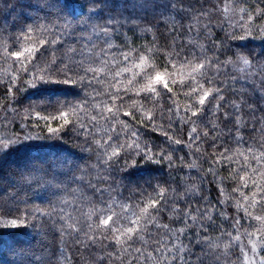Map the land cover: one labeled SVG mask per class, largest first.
Listing matches in <instances>:
<instances>
[{
    "label": "trees",
    "instance_id": "1",
    "mask_svg": "<svg viewBox=\"0 0 264 264\" xmlns=\"http://www.w3.org/2000/svg\"><path fill=\"white\" fill-rule=\"evenodd\" d=\"M63 2L64 0H59V3ZM45 3L49 7H43ZM59 3L57 0H0V140L15 139L17 136L25 135H40L47 138L49 136L47 127H58L63 121L56 119L46 123L43 119H37L35 112L39 111L41 116H56L54 105L57 99L76 103L85 99V92L88 93L89 99L92 97V89L81 91L75 86L53 84L44 85L38 91L30 90L29 94L15 92L18 103L11 99L10 81L17 74L16 69L20 66L13 63L12 58L4 56L3 45L11 47L10 37L20 35L21 29L28 24L39 25L46 22V17L55 20V16L48 17V13L59 11ZM75 3L82 4L84 19L91 15L90 23H102L110 16L114 18L116 30L109 41L114 47L109 55L120 57L123 52H129L134 57L127 65L121 64L120 67H130L135 64L140 54L148 53L155 45L157 47L148 60L152 73L164 72L167 68L173 73L172 79L179 81L182 76L185 77L184 85L179 82L175 85L170 83L172 93L165 92L161 98L155 100L151 96L145 99L143 93L137 94L138 88L145 83V80L139 76L135 77L136 83L127 93L123 91L120 93L123 101L118 118L128 123L131 131L138 133L141 144L147 143L157 151L164 149L172 153L173 166L169 167L166 161L161 164L138 166L130 170L128 180L123 183L119 176L114 177L115 183L111 186L101 185L105 188L111 187V191L105 194L102 204L98 203V198L93 197L90 190L85 189L90 203H84L83 210L87 212L97 208L105 209L113 198L118 205L134 204L142 198L141 195H137L138 192H142L143 197L155 196L153 188H156L158 192L159 187H163L166 189L163 199L168 205V211L160 213V223L170 225L173 223L168 219L173 203L179 204L181 208H188L191 205L194 215L196 207L201 209L207 207L211 209L212 221L206 222L208 228L206 235L210 239V244L203 249L208 253L204 264H243L240 242L232 243L228 233L232 236L237 234V231L233 230V225L238 218L241 222L239 232L264 233V222L254 219L256 216L264 217V206L246 205L247 211L252 214V219L246 217L243 207L238 210L237 202L241 205H245L246 202L239 191L233 192L240 182L239 177L236 176L234 179L232 174L238 168V163L243 161V157L236 155L238 152L247 153L251 147L258 156L261 151H264V112L260 111V108L264 107V83H262L264 81V56L257 57L254 66L245 71H241L244 66L239 62L221 68L222 74L220 75L209 70L199 82L204 84L205 89L221 87L224 100L209 99L206 101L204 111L198 117L193 118L195 123L185 125L177 118L176 109L179 108L180 116L184 115L185 107L197 98L196 96L188 97L186 93L196 84L187 79V70L181 71L179 65L176 69H172L168 63L167 52L172 51L169 45L176 36L183 41L189 39L195 41L198 52H203L207 57H218L221 62L229 57L235 61L234 54L237 52H243L245 55L249 50L254 54L260 52L264 41L256 39L248 44V49H239L236 45L241 42L231 40L230 34L237 36L241 34L238 28L233 27L242 15L240 8H247L249 12L255 13L257 10H264V0H236L232 10L226 14L218 11V8L222 7L219 0H196L195 7L199 9L203 5V10L209 12V15L200 20L199 27L191 36L182 35L178 31L180 16L175 10L158 6L164 5L166 0H102V2L101 0H75ZM96 3L100 6L94 8ZM214 5L217 7L214 8ZM90 9H93L97 15H92ZM75 11L77 18H80V9L76 8ZM244 18L247 19V14H244ZM253 23L257 27L264 25V14L254 16ZM174 25L177 31H172L170 35L169 32ZM216 45H220L219 50ZM20 47L21 45L18 44L11 50L17 51ZM38 55L37 63L39 64L50 60L52 52L49 49ZM56 55L59 56L60 53L57 52ZM112 71L115 72L116 69L113 68ZM134 71H140V69H134ZM30 75L31 71L28 75H22L19 88H26L25 82ZM234 77L237 78L234 79ZM132 78L131 72L126 73L121 77L123 85H127L128 80ZM209 79L214 81L212 85L204 83ZM110 83L109 77L103 85L96 86L102 94L101 99L107 98L103 93ZM218 102L222 105L219 110L216 108ZM33 103L40 107L33 109L29 117L26 109L29 104ZM91 103H96V101L91 100ZM232 104H240L242 107L238 112H233L230 107ZM250 104L257 109L254 113L249 111ZM194 107L199 108L200 106L196 104ZM170 108L173 109L171 113ZM150 109L154 113L155 120L152 122L144 120L141 123L143 115ZM125 111L131 112L132 115L124 116ZM225 111L229 112L232 120L224 119ZM236 116H239L242 121L239 130L235 126ZM170 123L172 127L169 129ZM108 127L109 125L100 121L97 125L96 139H99ZM192 127H196L198 134L202 137L198 144L188 137V132ZM206 130L209 131V136L203 137L202 134ZM165 131H168L173 140L180 139L182 144L176 145L169 141L163 134ZM59 136V139L24 141L23 143L34 145L27 151H0V208L18 206L23 210L32 203H40V200L54 189L47 186L38 188L35 180L38 179L41 183L45 181L58 183L66 180L65 173L72 161L79 164L81 168H84L85 163L89 165L97 163V154L91 136L88 137V144H86L85 135L83 133L78 135L72 127L63 129ZM213 138H215L214 141ZM125 139L126 137L121 133L120 142ZM189 144H192V147H189ZM225 149L231 150L228 154L233 155L234 159L215 163ZM249 159L252 160L251 168L258 171L249 173L251 179L248 188H243V185L240 187L245 195L251 197L255 191L254 182L264 185V162L257 164L252 157ZM41 168L42 171L36 170ZM75 174L80 175L81 173L76 172ZM96 174L95 169L86 174L85 182ZM146 181H149L152 187H149ZM72 187H77V185H72ZM134 211L138 212L139 208ZM112 212L123 215L121 207L112 209ZM101 214L106 217L112 213L106 210L103 213H97L94 217L95 223H99ZM175 226L183 227V219L181 218ZM197 230L198 225H193L192 231ZM96 235L99 236V233ZM80 239L82 241L80 245L74 244L67 237L65 241H61L59 233L49 231L47 227L43 231L39 228L5 230V234L0 237V248L3 251L0 264H60L62 249H66L64 256L70 258L65 260L64 264H121V260L109 255H119L122 250L121 246L113 242L112 246L108 247V241H98L93 244L85 239L83 233ZM241 242L247 244L248 238L242 236ZM184 243H188L187 238L184 239ZM213 245H218V247H213ZM225 245L229 247L225 248ZM140 246L139 242L133 245V247ZM10 248L14 251H10ZM195 251L200 254L201 248L196 247ZM21 254H23V259ZM260 255L264 256V252H260ZM123 264H127L126 254Z\"/></svg>",
    "mask_w": 264,
    "mask_h": 264
},
{
    "label": "snow or ice",
    "instance_id": "2",
    "mask_svg": "<svg viewBox=\"0 0 264 264\" xmlns=\"http://www.w3.org/2000/svg\"><path fill=\"white\" fill-rule=\"evenodd\" d=\"M57 2L59 3V0ZM235 2L236 0H219L222 7L218 8V11L228 13L232 10ZM195 3L196 0H166L164 5L158 6L175 10L176 14L180 16L178 31L182 35L191 36L194 30L199 27L200 20L209 15V12L203 10V5L197 9ZM99 6V3L94 4V8ZM43 7H49V5L45 3ZM213 7L216 8L217 6L214 5ZM76 8L80 9V18H77ZM89 11L92 15H97L93 9ZM239 11L242 15L233 27L238 28L241 34L238 36L230 34V38L233 41L241 42L236 45L237 48L248 49V44L252 41L256 39L264 41V25L257 27L253 23L254 16L264 14V10H257L252 13L247 8H240ZM244 14H247V19L244 18ZM53 15L55 20L46 17V22L39 25L28 24L21 29L20 35L11 36V47L3 45L4 56L12 58L13 63L20 66L16 69L17 74L10 81L9 93H12L11 99L13 102L18 103L15 92L29 94L30 90L38 91L44 85L53 84L75 86L81 91L92 89V97L89 99L88 93L85 92V99L76 103L57 99L54 105L57 112L56 116H41L39 111L35 112V117L43 119L46 123L49 120L56 119L63 121L58 127H47L49 133L47 138L40 135H25L23 137L17 136L15 139L0 140V151H27L34 145L23 143L24 141L59 139V134L63 129L72 127L78 135L80 133L85 135L86 144H88V137H92V143L95 145L97 154V163L95 165L85 163L84 168H81L79 164L72 161L65 173L66 180L58 183L52 181L41 183L36 179L35 182L38 188L47 186L54 190L48 192L46 197L40 200V203H32L23 210L18 206L0 208V237L5 234V230L39 228L43 231L47 227L49 231L59 233L61 241H65V237H67L76 245L82 243L81 233L84 234L85 239L93 244L98 241H108L107 246L111 247L114 242L116 245L121 246L122 250L119 255H109L121 260V264H123L125 254L127 264H204L208 253L203 249L210 244V239L206 235L208 231L206 222L212 221L211 209L207 207L203 209L196 207L194 215L191 205L188 208H181L179 204L173 203L170 209L171 214L168 217L173 223L171 225L160 223V213L168 211V205L163 199L166 189L159 187L158 192L156 188H153V192L156 193L155 196L143 197L142 192H138L137 195H141L142 198L134 204L118 205L113 198L105 209L97 208L85 212L82 208L84 203H90L88 196L85 194V189L90 190L93 197L98 198V203L102 204L104 203L105 194L111 191V187L105 188L101 185L108 184L111 186L115 183L114 177L119 176L121 183H123V181L128 180L130 170L138 166L161 164L165 161L169 164V167L173 166L172 153L166 152L164 149L157 151L147 143L141 144L138 133L131 131L128 123L118 118L123 101V96L120 93L122 91L127 93L132 85L136 83L135 77L139 76L145 80V83L138 88L137 94L143 93L145 99L151 96L155 100L161 98L165 92L172 93L173 89L170 87V83L175 85L179 82L184 85L185 77L182 76L179 81L172 79L173 73L169 72L167 68L164 72L156 71L154 74L152 73L148 60L151 58L155 47H157L155 45L148 53L140 54L135 64L130 67H120L121 64L127 65L134 57L129 52H123L120 57L109 55L114 47L109 41L112 39V33L116 30V23L111 16L104 19L102 23H90L91 15L84 19L83 6L82 4L77 5L75 0H64L63 3H59V11L48 13V17ZM172 31H177L175 25L170 30V35ZM18 44L21 45L20 49L12 51L11 48L16 47ZM169 47L172 51L167 52V59L172 69H176L179 65L181 71L187 70V79L196 84L186 93L188 97L196 96V100L185 107L183 116L179 115V108L176 109L177 118L185 125L195 123L193 118L198 117L204 111L206 101L209 99L224 100V96L221 95V87L216 86L205 89L204 84L199 82L208 74L209 70L220 75L222 74L221 68L239 62L244 66L241 71H245L247 68L254 66L257 57L264 56V46H262L258 53L254 54L251 50L248 51L247 55L243 52H237L234 54L235 61L229 57L221 62L218 57H207L203 52H198L195 41L191 39L183 41L179 36L173 38ZM216 48L219 50L220 45H216ZM49 49L52 52L51 59L38 64V54ZM57 52L60 53L59 56L56 55ZM113 68L116 69L115 72L112 71ZM134 69H140V71H134ZM30 71L31 75L25 82L26 88H19L22 75H28ZM129 72L132 73L133 78L128 80L127 85H123L121 77ZM109 77L111 83L105 87L103 93L107 98L101 99L102 94L96 86L103 85ZM236 78L234 77V79ZM204 83L212 85L214 81L209 79L205 80ZM91 100H95L96 103H91ZM196 104L200 107L195 108L194 105ZM39 107L40 105L34 103L29 104L28 109H26L29 117H31L32 110ZM221 107L222 105L218 102L216 105L217 110ZM230 107L233 112H238L242 105L232 104ZM256 110L255 106L249 105V111L254 113ZM172 111L173 109L170 108L169 112ZM260 111L264 112V107H261ZM123 115L131 116L132 113L125 111ZM223 116L226 121L232 120V116L228 111H225ZM144 120L150 122L155 120L151 109L143 115L141 123ZM100 121H103L109 127L104 130L99 139H96L97 125ZM241 122V118L236 116L235 126L237 130H239ZM171 127L172 124L170 123L169 129ZM121 133L126 137L123 142H120ZM163 134L174 144H182L180 139L173 140L168 131ZM202 135L208 137L209 131H204ZM188 137L197 144L202 139L196 127L190 129ZM214 140L215 138H213ZM14 145L17 147H13ZM188 146L192 147V144ZM89 150L92 149L89 148ZM197 151H199V148H197ZM230 151V149H225L215 163H223L225 160L232 161L234 156L228 154ZM236 155L243 157V161L238 163V168L234 170L232 176L234 179L238 176L240 185H243V188H248L251 179L249 173L258 171L251 168L252 160L249 157L260 164L264 162V151H261L257 156L253 148L250 147L247 153L238 152ZM121 160H123V164H121ZM94 169L97 170L96 176L90 177L85 182V175ZM36 170L42 171L43 169ZM76 172L81 174L76 175ZM240 172L244 174L240 175ZM145 183L152 187L149 181ZM72 185H77V187H72ZM240 185L233 189V192L239 191L246 204L241 205L237 202V209L243 207L246 217L252 219V214L247 211L246 205L250 204L252 207L264 206V185L255 184L254 182L255 191L251 197L244 194ZM124 186L127 187V185ZM221 194L223 195V191ZM140 205L143 206L140 207ZM116 207L123 209L122 216L112 212V209ZM136 208H139L138 212L134 211ZM105 210L112 214L106 215V217L101 214L99 223H95L94 217L96 214L103 213ZM181 218L183 219V227H176L175 224ZM254 219L264 222V217L261 216H256ZM193 225H198V230L195 232L192 231ZM240 227L241 222L238 218L233 225V230L237 231V234L232 236L231 233H228V235L232 243L240 242L243 264H264V256L260 255V252H264V233L247 231L241 233L238 231ZM96 233H99V236ZM9 234L11 233L9 232ZM242 236L248 238L247 245L241 242ZM185 238L188 239V243H184ZM137 242L141 246L133 247ZM196 247L201 248L200 254L195 251ZM213 247H218V245H213ZM227 247L229 245H225V248ZM9 250L14 251L11 248ZM65 250L62 249L60 252V264H64L65 260L70 259L64 256ZM2 256L3 251L0 248V257ZM21 258H24L23 254H21Z\"/></svg>",
    "mask_w": 264,
    "mask_h": 264
},
{
    "label": "rangeland",
    "instance_id": "3",
    "mask_svg": "<svg viewBox=\"0 0 264 264\" xmlns=\"http://www.w3.org/2000/svg\"><path fill=\"white\" fill-rule=\"evenodd\" d=\"M245 245H247V244H245ZM250 255H251V253H250Z\"/></svg>",
    "mask_w": 264,
    "mask_h": 264
}]
</instances>
